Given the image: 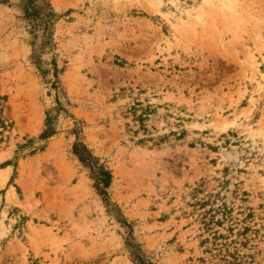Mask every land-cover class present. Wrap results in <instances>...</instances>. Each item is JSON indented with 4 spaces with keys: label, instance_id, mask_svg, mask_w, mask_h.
<instances>
[{
    "label": "rangeland",
    "instance_id": "1",
    "mask_svg": "<svg viewBox=\"0 0 264 264\" xmlns=\"http://www.w3.org/2000/svg\"><path fill=\"white\" fill-rule=\"evenodd\" d=\"M0 116V264H200L222 205L264 264V0H0Z\"/></svg>",
    "mask_w": 264,
    "mask_h": 264
},
{
    "label": "trees",
    "instance_id": "2",
    "mask_svg": "<svg viewBox=\"0 0 264 264\" xmlns=\"http://www.w3.org/2000/svg\"><path fill=\"white\" fill-rule=\"evenodd\" d=\"M1 2H7V0H1ZM151 106H144L140 99L136 98L133 104L127 106L124 115L126 117L131 116L133 122L138 124L137 129H132L134 133H137L139 128L144 131L145 137L141 138L139 141H153L155 143H160L166 135L159 136L155 138L152 136L145 121L148 119ZM62 105L58 101V106L54 107L52 110H48L45 119V128L40 134V139H48L56 134V129L53 126L54 119L59 115L60 110H62ZM56 111V112H55ZM55 112V113H53ZM0 127L2 129L7 127L4 118L0 116ZM183 133V132H182ZM0 136L2 132L0 131ZM36 150V149H34ZM87 150L86 147L79 148L74 147V152L82 159L88 160L89 157L84 154ZM113 180L112 171L107 168H99L97 173L96 188L98 191L106 197L108 200V191ZM210 212H213L210 214ZM221 212V216L218 217L217 214ZM249 214L247 215V217ZM246 217V218H247ZM228 222V226L225 228V222ZM242 220L233 215L232 209L228 208L226 205L218 206L210 211H205L201 218L200 223L202 225V236L201 241L202 246H206L204 252L208 253L209 256L199 257L200 264H243L246 259L250 257V254L242 251V247L246 246L248 240L247 232L250 230L249 226H237L240 225ZM126 225L132 228L130 224L126 222ZM239 227V226H238ZM242 227V228H241ZM225 230V232H223ZM137 256L140 257V250L137 249Z\"/></svg>",
    "mask_w": 264,
    "mask_h": 264
},
{
    "label": "bare ground",
    "instance_id": "3",
    "mask_svg": "<svg viewBox=\"0 0 264 264\" xmlns=\"http://www.w3.org/2000/svg\"><path fill=\"white\" fill-rule=\"evenodd\" d=\"M2 176V175H1ZM1 179V178H0ZM6 180V176H2V179L0 180V182Z\"/></svg>",
    "mask_w": 264,
    "mask_h": 264
}]
</instances>
